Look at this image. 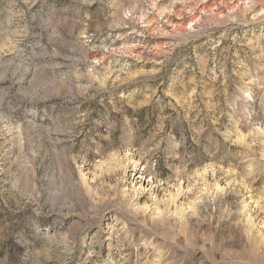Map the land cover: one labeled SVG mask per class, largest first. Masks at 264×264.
Returning a JSON list of instances; mask_svg holds the SVG:
<instances>
[{"label":"rangeland","instance_id":"374dc122","mask_svg":"<svg viewBox=\"0 0 264 264\" xmlns=\"http://www.w3.org/2000/svg\"><path fill=\"white\" fill-rule=\"evenodd\" d=\"M0 264H264V0H0Z\"/></svg>","mask_w":264,"mask_h":264}]
</instances>
